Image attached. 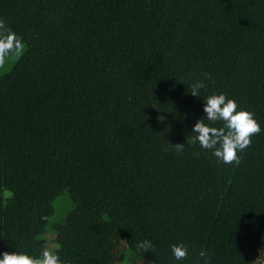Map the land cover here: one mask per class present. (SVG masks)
Here are the masks:
<instances>
[{"label":"trees","instance_id":"16d2710c","mask_svg":"<svg viewBox=\"0 0 264 264\" xmlns=\"http://www.w3.org/2000/svg\"><path fill=\"white\" fill-rule=\"evenodd\" d=\"M0 19L25 45L0 67V255L203 264L204 249L209 264L254 262L264 0H0ZM221 93L261 128L239 165L186 143L203 99Z\"/></svg>","mask_w":264,"mask_h":264},{"label":"clouds","instance_id":"9594fccd","mask_svg":"<svg viewBox=\"0 0 264 264\" xmlns=\"http://www.w3.org/2000/svg\"><path fill=\"white\" fill-rule=\"evenodd\" d=\"M25 45L22 38L12 31L4 20L0 19V67L6 62V57L23 54ZM205 79H211L208 73H204ZM206 87L203 80H197L189 86V92L193 96H200V90ZM203 104L204 119H198L192 127L193 135L187 138L188 145L199 144L201 148L210 150L212 155L225 164L239 165L241 158L238 152L244 151L251 145V137L261 131L259 123L254 119L253 113L240 109L235 100L224 94H212L207 96ZM205 120L207 123H205ZM222 123L221 127L213 125ZM179 154L185 150V144H172ZM148 251L153 247L151 241L145 240L138 245ZM171 252L176 260L187 257L188 249L184 243L171 245ZM199 257L203 264H209L208 253L201 249ZM0 264H61L59 256L52 250H44L41 257L35 258L24 253L4 252L0 255Z\"/></svg>","mask_w":264,"mask_h":264},{"label":"rangeland","instance_id":"374dc122","mask_svg":"<svg viewBox=\"0 0 264 264\" xmlns=\"http://www.w3.org/2000/svg\"><path fill=\"white\" fill-rule=\"evenodd\" d=\"M131 260L132 261L130 264H146L144 258L142 257H137L132 255ZM115 264H120V263H115ZM251 264H264V244L260 249H258L257 257L255 258L254 262Z\"/></svg>","mask_w":264,"mask_h":264}]
</instances>
